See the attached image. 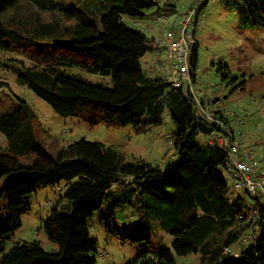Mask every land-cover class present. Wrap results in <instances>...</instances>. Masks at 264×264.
<instances>
[{"label": "trees", "instance_id": "1", "mask_svg": "<svg viewBox=\"0 0 264 264\" xmlns=\"http://www.w3.org/2000/svg\"><path fill=\"white\" fill-rule=\"evenodd\" d=\"M117 1L105 5L100 28L94 23L79 22L69 42L52 45L53 63L35 60L43 67L27 70L18 78L60 117L79 119L89 127L100 123L114 129L128 125L148 127L160 124L164 117L170 119L175 126L172 138H168L175 150L173 160L160 169L141 160L127 161L102 143L84 139L52 157L36 140L37 115L19 100L13 112L0 115V134L6 140V147L0 150V179L16 176L0 190V200L5 201L7 211V218H0V264H94L89 220L104 205L112 216L116 208L134 197L140 198L145 212L154 215L156 225L173 239L170 247L160 249L152 258L142 251L137 257L139 264H175V257H197L199 264H264V203L256 200L254 205L259 230L255 241L242 246L237 258L224 255V248L239 237L251 209L242 197H229L234 188L228 187L223 175L225 155L207 141L215 127L195 116L180 88L173 89L162 79L142 72L140 59L152 52V39L128 28L122 17H142V10L154 6L153 0ZM208 1L197 6L194 24ZM239 1L247 23L264 29V0ZM16 2L0 0V15ZM29 2L39 11H65L57 0ZM191 17L189 27L193 24ZM55 30L54 25L40 21L31 29L25 19L12 22L6 17L0 22V51H14L33 60L28 56L30 37L50 36ZM195 64L194 41L192 65ZM72 67L109 76L112 85L106 87L66 74L65 70ZM220 76L222 80L226 78L224 73ZM207 93L212 94L214 104L220 102L211 86ZM31 156L29 165L20 162ZM61 181L65 182L66 213H59L54 206L43 223L47 240L57 249L47 252L39 243L22 242L2 254L4 240L21 226L19 218L26 197ZM117 230L114 229L115 236L120 235ZM142 239L143 235L139 239L121 237L130 244Z\"/></svg>", "mask_w": 264, "mask_h": 264}, {"label": "rangeland", "instance_id": "2", "mask_svg": "<svg viewBox=\"0 0 264 264\" xmlns=\"http://www.w3.org/2000/svg\"><path fill=\"white\" fill-rule=\"evenodd\" d=\"M203 0H153L154 6L142 10V17H122V23L128 28L138 31L147 39H159L163 33L173 29L178 17L197 7ZM65 11L55 10L43 12L32 6L29 0H17L12 8L0 15V22L6 17L12 22L27 20L34 28L38 21L54 25L55 34L45 37L31 36L30 55L14 51H0V115L13 112L19 100H23L37 115L38 125L35 128L36 140L52 157L61 150L80 139L89 142H100L106 147L122 155L125 160H141L163 169L173 160L175 150L169 145L175 130L170 119L158 125H128L114 129L102 123L89 127L79 119L63 118L56 114L43 100L33 94L18 78L25 71L38 70L43 65L53 63L52 48L56 43L69 42L74 35V27L79 22L94 23L100 28V18L105 14V5L115 4L117 0H57ZM71 15H68V14ZM163 18V23L156 20ZM192 15L193 24L188 32L193 34L197 43V75L198 79L214 89L216 98L228 110L242 119V148L252 151L255 165L264 167V29L252 28L247 23L245 9L239 0H209L200 11L197 22ZM33 22V23H31ZM151 32H145V28ZM28 35L24 34L23 37ZM53 45V46H52ZM36 60V61H35ZM155 53L147 52L140 59L142 72H151L153 78L159 77L154 71ZM220 70V71H219ZM66 74L75 75L94 84L111 87V78L100 74H91L82 69L72 67L65 70ZM224 73L226 78L221 79ZM216 86L218 89H215ZM37 124V123H36ZM6 147V140L0 134V150ZM33 157L21 159L25 166L32 162ZM223 175L229 188L233 185L231 172L224 169ZM15 175L0 179V190ZM128 179V178H127ZM65 182L56 186L39 189L25 199L20 215V228L4 240L2 254L7 253L17 243H39L47 252L57 247L47 240L43 223L49 212L57 206L59 213H66L67 201L63 198ZM235 190L230 189L229 197H234ZM246 201L249 197L246 196ZM249 206V217L242 223L249 224L243 232L249 233L250 226L255 228L254 236L258 235L255 220V201ZM259 201L264 203V197ZM0 218H7L6 204L0 200ZM90 241L94 243V264H139L137 257L142 251L147 258L164 247H170L173 239L156 225V217L145 212L140 198L134 197L131 202L116 208L112 216L107 213V206L99 214L89 220ZM120 232L114 235V229ZM117 230V231H118ZM143 239L135 244L124 243L121 237ZM239 235V236H240ZM146 236L148 240H146ZM237 240V239H236ZM251 240L248 243H253ZM246 243L247 245H249ZM246 244L242 245L244 248ZM236 245L235 243L233 244ZM241 246V247H242ZM229 252L238 256L236 247L230 246ZM223 254L227 255L228 251ZM1 256V255H0ZM232 256V257H234ZM236 256V257H237ZM199 258L175 257V264H199Z\"/></svg>", "mask_w": 264, "mask_h": 264}, {"label": "built area", "instance_id": "3", "mask_svg": "<svg viewBox=\"0 0 264 264\" xmlns=\"http://www.w3.org/2000/svg\"><path fill=\"white\" fill-rule=\"evenodd\" d=\"M196 8L181 15L176 27L163 33L161 38H152L151 48L155 53L154 71L159 76L157 78L169 83L173 89H181L200 121L215 127V130L207 135L208 143L216 145L223 151L226 158L225 166L231 172L234 189L256 201L264 197V172H254L253 168L257 165L253 163L255 158L252 151H245L242 148L244 143L240 130L242 119L222 103L214 104L212 94L207 93L209 86L198 79L197 64L192 65L194 41L188 27L190 17L195 14ZM156 20L163 23L161 17H157ZM144 31L151 32V29L146 27ZM145 75L153 78L151 72ZM252 220H255L254 215L251 217V223ZM250 229L249 233L241 234L235 244L241 247L255 240V228L251 225ZM226 251L227 255L234 256L229 252V248H226ZM236 256L233 258H237Z\"/></svg>", "mask_w": 264, "mask_h": 264}, {"label": "crops", "instance_id": "4", "mask_svg": "<svg viewBox=\"0 0 264 264\" xmlns=\"http://www.w3.org/2000/svg\"><path fill=\"white\" fill-rule=\"evenodd\" d=\"M145 74V73H144ZM206 86H209V85H207V84H205ZM254 164H255V162H253ZM253 166V165H252ZM254 169V172H264V167H263V169H261V166H257L256 168H253ZM231 188H234L233 187V185L231 186ZM235 195H234V197L235 196H240V197H242L244 200H245V204L247 205V206H250L253 202L251 201V199L249 198V200L248 201H246V199H247V197H246V195L245 194H243V193H241L240 191H237V190H235ZM260 199V198H259ZM259 199H258V201H259ZM233 247H236V249L237 250H239L241 247L239 246V245H232Z\"/></svg>", "mask_w": 264, "mask_h": 264}, {"label": "water", "instance_id": "5", "mask_svg": "<svg viewBox=\"0 0 264 264\" xmlns=\"http://www.w3.org/2000/svg\"><path fill=\"white\" fill-rule=\"evenodd\" d=\"M178 21H179V17L176 19V21H175V23H174V27L173 28H175L176 27V25H177V23H178ZM249 227V224L247 223V224H245L241 229H240V231H239V233H241V232H243L244 230H245V228H248Z\"/></svg>", "mask_w": 264, "mask_h": 264}]
</instances>
